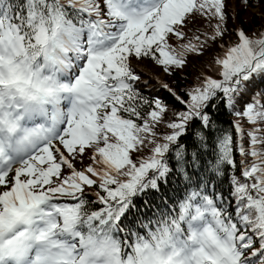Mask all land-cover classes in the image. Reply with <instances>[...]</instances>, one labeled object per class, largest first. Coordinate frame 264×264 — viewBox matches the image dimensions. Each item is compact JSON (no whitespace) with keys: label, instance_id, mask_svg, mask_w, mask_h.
I'll use <instances>...</instances> for the list:
<instances>
[{"label":"snow or ice","instance_id":"obj_1","mask_svg":"<svg viewBox=\"0 0 264 264\" xmlns=\"http://www.w3.org/2000/svg\"><path fill=\"white\" fill-rule=\"evenodd\" d=\"M226 9L0 0V264H264V31L226 47ZM212 45L213 75L140 91L134 61Z\"/></svg>","mask_w":264,"mask_h":264},{"label":"trees","instance_id":"obj_2","mask_svg":"<svg viewBox=\"0 0 264 264\" xmlns=\"http://www.w3.org/2000/svg\"><path fill=\"white\" fill-rule=\"evenodd\" d=\"M227 15L229 17L227 27L230 30L229 34H226L223 43L227 47L229 44H234L237 42L235 35H232L231 32H234L237 28L243 27L246 34L252 35L253 33H259L264 31V0L256 3L255 0H251L249 6L244 7L240 0H227ZM235 12V19L232 18ZM206 31H211L210 28L205 29ZM189 37L192 36L191 32H188ZM218 54H221V49L216 45L208 48L202 56H190L187 67L182 72L177 73L175 76L165 75L161 69L156 66L150 60H142L139 62L134 61L135 65H132L134 70L141 76V81L138 82L140 86V91L145 94L159 95L165 97L166 99H171L168 93H166L162 88L159 87V84L154 79V76L161 75L162 82L169 84L171 87L175 88L178 92L183 93L188 87L197 83V77L201 73H206L208 75H213L212 71L209 68L210 64H213L214 57ZM142 64L145 66V70H141L139 65ZM147 81V86H143L144 82ZM176 107H179L178 105ZM166 119L172 118V113L169 111ZM225 123L221 125L223 128H228V122L234 119L232 116L225 115L223 117ZM160 131H167L164 128H161ZM149 152L145 149L141 153H137V156H146ZM88 161L85 160V164ZM77 167H80L78 164ZM231 175V173H229ZM237 175H239L237 173ZM166 191L168 192L169 197L175 198L178 193L175 190L176 185L171 187L165 186ZM229 185L226 182L221 186V191L225 194L228 192ZM160 203L159 200L156 201Z\"/></svg>","mask_w":264,"mask_h":264},{"label":"rangeland","instance_id":"obj_3","mask_svg":"<svg viewBox=\"0 0 264 264\" xmlns=\"http://www.w3.org/2000/svg\"><path fill=\"white\" fill-rule=\"evenodd\" d=\"M231 1H233V0H231ZM133 65H135V63H134V62H133ZM139 68H140L141 70H144V71H146V70H145V66H144V65H142V64H140V65H139ZM156 77L162 80V77H161V75H157Z\"/></svg>","mask_w":264,"mask_h":264}]
</instances>
